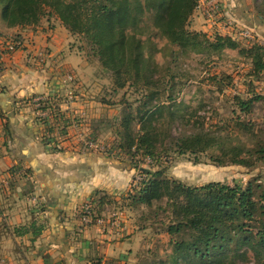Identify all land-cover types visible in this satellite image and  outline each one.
Returning <instances> with one entry per match:
<instances>
[{
  "label": "trees",
  "instance_id": "obj_1",
  "mask_svg": "<svg viewBox=\"0 0 264 264\" xmlns=\"http://www.w3.org/2000/svg\"><path fill=\"white\" fill-rule=\"evenodd\" d=\"M262 1L259 11L264 13ZM0 5V18L8 27L37 24L43 16L56 14L72 34L87 39L93 54L112 72L118 88L141 83L146 90L145 100L136 112L126 111L121 121V149L134 156L142 152L154 158L166 137L163 134L173 137L169 129H159L164 108L169 113L168 125L180 117L171 94L167 98L173 101L168 105L161 100L169 88L161 87L156 77L159 52L170 45L171 53L185 52L197 45L238 50L239 55L251 59V72L256 79L264 72V44L241 45L228 35L215 33L210 38L205 32L188 29L199 0H0ZM46 8L53 13H46ZM234 100L242 111L250 112L257 101L264 102V95ZM46 103L51 118L36 119L45 125L48 134L54 128L63 132L61 126L65 122L58 102L52 98ZM134 121L139 124L138 130L133 127ZM244 126L250 128L248 124ZM45 142L54 151L62 150L54 138L47 137ZM175 145L179 153L196 154L218 148V153L211 156L217 163L254 164L244 156L250 152L244 147L225 149L220 138L204 131L175 137ZM254 152L257 161L264 160V147ZM140 174L138 187L129 194L132 204L153 207L155 202L166 200L171 216L165 230L171 236L172 252L166 260L152 264H235L250 254L257 264H264L262 184L249 181L242 187L210 181L189 185L168 177L162 168H141ZM91 203L97 212L98 205ZM42 227L33 221L17 227L16 232L38 235Z\"/></svg>",
  "mask_w": 264,
  "mask_h": 264
},
{
  "label": "crops",
  "instance_id": "obj_2",
  "mask_svg": "<svg viewBox=\"0 0 264 264\" xmlns=\"http://www.w3.org/2000/svg\"><path fill=\"white\" fill-rule=\"evenodd\" d=\"M221 1L225 13L252 28L264 44L262 0ZM197 8L193 23L203 26L205 19ZM13 37L23 44L8 53L6 45ZM0 63V169L14 165L29 169L41 202V209L34 207L32 214L26 206L7 205L4 210L0 206L4 213L0 222L11 229L0 233V264H131L135 234L131 235L134 229L124 215L123 200L138 177V166L107 153L78 151L76 143L87 131L93 132L92 119L101 118L105 107L97 99L101 79L92 76L91 62L74 45V34L56 14L43 16L37 24L13 27L0 18ZM65 73L75 75L74 84L64 81ZM68 90L75 92L73 98ZM36 96L55 98L63 113V132L54 128L52 134L46 133L35 116ZM47 137L66 148L54 151L45 142ZM88 200L98 205L99 215L117 218L118 227L104 231L97 224L85 225L80 209ZM33 221L43 226L38 235L14 232ZM8 246L11 250L2 249Z\"/></svg>",
  "mask_w": 264,
  "mask_h": 264
},
{
  "label": "rangeland",
  "instance_id": "obj_3",
  "mask_svg": "<svg viewBox=\"0 0 264 264\" xmlns=\"http://www.w3.org/2000/svg\"><path fill=\"white\" fill-rule=\"evenodd\" d=\"M204 2L205 0L202 2L199 0L200 9L197 8L202 13ZM46 13L53 12L50 8H46ZM191 18L188 24L190 31L205 32L210 38L213 37L210 28L206 26L208 31H205L204 24L203 26L195 24L194 17ZM239 42L241 45H247L245 40ZM74 45L91 62L92 76L100 77L102 89L97 99L105 107L101 118L92 119L93 132L87 131L84 138L76 143L78 151L107 153L118 156L128 165L136 164L138 181L141 179V168L152 170L162 168L168 177L179 179L189 185L199 186L210 181H220L245 187L249 181H252L264 187V160L257 161L254 152L256 148L264 147V102L257 101L252 110L246 112L242 111L234 100L235 97L246 99L254 95H264L263 74L261 78L256 79L251 72L250 58L239 55L238 50H213L200 45L185 52L177 50L173 53L170 45L169 48L159 52L156 77L161 87L169 88L161 95V100L168 105L173 101L167 98V95L171 94L180 117L168 125V109H163V116L158 120L159 129H169L173 137L165 132L163 135L168 138H164L163 144L152 158L142 152L134 156L122 150L120 146L123 143L122 117L128 110L135 111L136 107L145 100L146 90L142 88L140 82L118 88L114 84L112 72L100 63L84 36L74 34ZM227 76L230 78L228 79ZM219 83L222 85L220 86ZM245 124L250 128L246 129ZM133 127L138 130L139 124L134 121ZM201 131L216 135L225 149L244 147L250 151L244 156L254 164L245 165L230 161L224 164L217 163L211 156L218 153V148L196 154L179 153L175 145V137ZM91 141L98 143L99 147H89L88 143ZM65 148L63 146L62 150ZM148 157L152 162L147 161ZM9 174L13 175L9 176ZM30 174L23 165L0 169V206L4 207L3 210L7 205L14 204L29 208V214L33 213L34 207L41 209V202L37 197V193H40L39 186L30 178ZM137 187L138 182L134 180L131 190L123 200V206L126 207L123 209L124 215L131 220L134 229L131 235L135 234L130 250L132 253L130 263L152 264L159 260L164 261L169 257L173 247L170 242L171 236L165 230L171 219L167 210V201H157L153 207L134 205L129 194ZM2 218L4 219V213L0 210V220ZM0 228V233L4 232V234L11 230L3 227L2 224ZM16 228H14L15 233H17ZM7 244L8 242L5 246ZM10 247H2V249H10ZM235 264L257 263L250 254L237 260Z\"/></svg>",
  "mask_w": 264,
  "mask_h": 264
},
{
  "label": "built area",
  "instance_id": "obj_4",
  "mask_svg": "<svg viewBox=\"0 0 264 264\" xmlns=\"http://www.w3.org/2000/svg\"><path fill=\"white\" fill-rule=\"evenodd\" d=\"M200 5V4H199ZM203 16L205 19V25L210 28L213 34L228 35L235 40H245L247 45L253 44L255 42L263 44L256 32L245 25L240 24L235 19L228 16L224 11V4L221 0H205L203 7ZM23 42L17 37L10 39L6 45L8 53L15 52L19 47H21ZM40 64L45 61L44 53L41 52L39 56ZM3 59V58H1ZM2 63H0V70L2 68ZM66 83L75 82V75L73 73H65L63 76ZM67 95L73 98L75 92L73 90H68ZM48 98L45 96H36L32 99L33 108L36 118H51V111L46 108V102ZM88 146L91 148H98L99 145L96 142H89ZM147 161L152 162L151 158H147ZM138 176V175H137ZM141 178V175H140ZM135 181H138L137 178ZM35 199V197L33 198ZM80 217L82 222L86 225L97 224L102 230L109 231L114 227H118L119 221L114 217H104L99 215L94 209L91 201H86L80 209Z\"/></svg>",
  "mask_w": 264,
  "mask_h": 264
}]
</instances>
